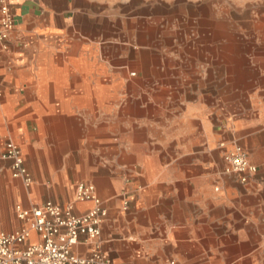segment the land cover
Listing matches in <instances>:
<instances>
[{
  "label": "crops",
  "instance_id": "crops-1",
  "mask_svg": "<svg viewBox=\"0 0 264 264\" xmlns=\"http://www.w3.org/2000/svg\"><path fill=\"white\" fill-rule=\"evenodd\" d=\"M87 5L13 1L16 27L0 63V153L14 140L33 184L13 179L0 159V231L26 225L18 205L52 201L73 204L75 214L91 210L93 202L75 200L76 185L86 182L108 211L99 245L116 262L264 264V78L254 87L257 106L239 107L234 128L215 130L211 121L225 118L228 104L225 95L205 92L210 77L182 72L190 67L183 61L158 67L159 75L139 78V86L116 76L114 46L99 45ZM126 66L123 60L120 68ZM116 83L144 92L124 104L133 128H121L120 142L116 128L83 122L90 117L85 125L98 126L100 101L114 118ZM237 137L259 167L247 184L223 173L219 145ZM92 247L75 252L87 255Z\"/></svg>",
  "mask_w": 264,
  "mask_h": 264
},
{
  "label": "rangeland",
  "instance_id": "rangeland-1",
  "mask_svg": "<svg viewBox=\"0 0 264 264\" xmlns=\"http://www.w3.org/2000/svg\"><path fill=\"white\" fill-rule=\"evenodd\" d=\"M82 1L88 3L86 9L97 24L99 45L114 46L116 76L124 75L139 86V78L159 75L158 67L187 62L190 67L182 72L210 77L205 92L226 96V117L211 121L215 130L234 128L239 107L252 111L257 106L254 87L264 78V0ZM106 30L112 32L108 37L103 36ZM115 89L114 118L108 120L107 103L100 101L98 126L85 125L90 117L83 122L84 128H116L114 141L120 142L121 128H133L124 104L130 96L144 97V92H128L118 83ZM235 142L243 146L238 137L221 144L231 149Z\"/></svg>",
  "mask_w": 264,
  "mask_h": 264
},
{
  "label": "built area",
  "instance_id": "built-area-1",
  "mask_svg": "<svg viewBox=\"0 0 264 264\" xmlns=\"http://www.w3.org/2000/svg\"><path fill=\"white\" fill-rule=\"evenodd\" d=\"M14 0H0V63L8 50V40L16 27ZM3 90L0 79V98ZM225 161V175H238L242 184L249 183L259 173V167L250 160L248 151L235 142L231 149L221 144ZM0 159L9 162L11 176L24 187L30 188L33 177L28 170L21 147L12 139L5 142ZM77 202H93L94 207L75 214L74 205L63 206L52 201L24 208L16 213L25 226L13 231H0V264H127L114 261L99 245L102 224L108 215L104 201L94 184L79 182L76 185ZM128 201L124 203L125 208ZM38 236L34 240L33 234ZM93 245L91 252L80 255L75 248ZM168 264H175L170 261Z\"/></svg>",
  "mask_w": 264,
  "mask_h": 264
}]
</instances>
